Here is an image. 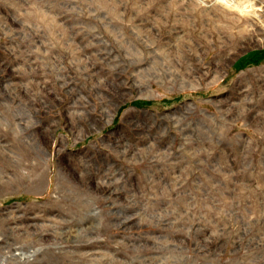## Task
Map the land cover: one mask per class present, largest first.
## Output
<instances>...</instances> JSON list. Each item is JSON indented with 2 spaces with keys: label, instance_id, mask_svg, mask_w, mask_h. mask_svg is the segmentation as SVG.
Segmentation results:
<instances>
[{
  "label": "rangeland",
  "instance_id": "374dc122",
  "mask_svg": "<svg viewBox=\"0 0 264 264\" xmlns=\"http://www.w3.org/2000/svg\"><path fill=\"white\" fill-rule=\"evenodd\" d=\"M0 264H264V0H0Z\"/></svg>",
  "mask_w": 264,
  "mask_h": 264
},
{
  "label": "bare ground",
  "instance_id": "6f19581e",
  "mask_svg": "<svg viewBox=\"0 0 264 264\" xmlns=\"http://www.w3.org/2000/svg\"><path fill=\"white\" fill-rule=\"evenodd\" d=\"M221 1L229 2V3H236V0H221Z\"/></svg>",
  "mask_w": 264,
  "mask_h": 264
}]
</instances>
